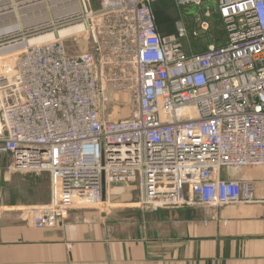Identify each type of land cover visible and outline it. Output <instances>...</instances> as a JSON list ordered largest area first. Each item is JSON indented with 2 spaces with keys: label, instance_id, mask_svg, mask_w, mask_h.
<instances>
[{
  "label": "built area",
  "instance_id": "2783aa9c",
  "mask_svg": "<svg viewBox=\"0 0 264 264\" xmlns=\"http://www.w3.org/2000/svg\"><path fill=\"white\" fill-rule=\"evenodd\" d=\"M154 1L0 0V155L9 172H48L49 202L25 209L34 228L103 202L102 179L105 191L137 182L144 208L254 201L253 181L221 170L264 165V0H174L216 4L224 44L197 53L184 51L181 21L159 32ZM76 24L69 36L85 31L92 48L70 54L57 31ZM114 92L129 96V116L106 114Z\"/></svg>",
  "mask_w": 264,
  "mask_h": 264
},
{
  "label": "crops",
  "instance_id": "0c3cea01",
  "mask_svg": "<svg viewBox=\"0 0 264 264\" xmlns=\"http://www.w3.org/2000/svg\"><path fill=\"white\" fill-rule=\"evenodd\" d=\"M228 169L222 178L253 181L254 201L151 209L137 183L117 184L103 202L73 206L62 226L36 229L25 209L49 202V181L43 202L1 204L0 264H264V165Z\"/></svg>",
  "mask_w": 264,
  "mask_h": 264
},
{
  "label": "rangeland",
  "instance_id": "374dc122",
  "mask_svg": "<svg viewBox=\"0 0 264 264\" xmlns=\"http://www.w3.org/2000/svg\"><path fill=\"white\" fill-rule=\"evenodd\" d=\"M102 2L103 0H87L88 6L93 10H97L101 6ZM158 11H160V9ZM171 11L172 12H167V17L171 19L174 27V25H176L177 23L176 17H178L180 13L179 11L173 9ZM158 15L160 16V20H163L161 23H164L165 17L163 16V14L159 12ZM218 16L219 15L217 11L214 10V12H212L210 10L209 19L212 20V33L210 36H214L215 38H217V41L223 39V30L220 21H218ZM196 18L197 16L191 15L182 18L183 20H180L186 30L184 36L181 39V42L185 50L188 52L196 51L197 49H201L202 47H204L206 44H210L208 42V38L205 37V35L203 37L197 36L199 33H197V35L195 36L193 35L192 32L195 30L194 28L196 26ZM210 27L211 21L209 22L208 29ZM207 31L201 32L200 34H203ZM205 39L207 40V42ZM63 41L66 46L67 52L70 54L89 51L92 48L91 39L85 31H81L79 33L73 34L72 36L65 37L63 38ZM114 93L115 94L111 96V100L108 101L107 105L105 104L104 108H106V114L112 119H119L129 116L132 111V104L129 96L125 93ZM10 161L7 159L5 161H1L0 159V204L11 205L14 203L25 204L43 202L47 196L46 186L49 182L48 173L9 172L7 168ZM230 173L231 171L229 169L225 172L223 170L221 176H228ZM136 183L137 182H134L132 184ZM128 185H131V183ZM80 205V203H76L73 206ZM60 226L62 225H59L58 227Z\"/></svg>",
  "mask_w": 264,
  "mask_h": 264
},
{
  "label": "trees",
  "instance_id": "16d2710c",
  "mask_svg": "<svg viewBox=\"0 0 264 264\" xmlns=\"http://www.w3.org/2000/svg\"><path fill=\"white\" fill-rule=\"evenodd\" d=\"M159 9H160V11H158ZM172 9L173 10H177L180 13V15L178 17H176V22H178L180 20H183L182 18H184L186 16H191V15L187 14L188 10H186L183 7H178L174 0H158V1L152 2V10H153V13H154V16H155V23H156V26H157L159 32L162 33V34L173 33L176 30V25H174V27H173L171 19L167 17V14H168L167 12H172L171 11ZM210 10L212 12H214V10L217 11L216 8L215 9L211 8ZM159 12H161L163 14V16L165 17L164 23H161L163 20H160V16L158 15ZM217 13H218V11H217ZM218 15H219V13H218ZM218 17H219L218 21H220V24H221L222 30H223L222 20H221L220 16H218ZM210 21H211V27L208 29V31L203 33V34H200V33L204 32V31H199L198 32L199 34L197 36L203 37L205 35V37L208 38V40H209L208 42L210 44H214L215 46L223 45L224 44V31H223V39L222 40L217 41V38H215L214 36L211 37L210 35L212 33V29H211L212 28V20L209 19V22ZM194 29L195 30L197 29V24H196ZM206 42H207V40H206ZM207 45L208 44H206L201 49H197L196 51L188 52V51L185 50L184 47H183V49H184V51L186 53H195V52L197 53V52H202V51L206 50Z\"/></svg>",
  "mask_w": 264,
  "mask_h": 264
},
{
  "label": "bare ground",
  "instance_id": "6f19581e",
  "mask_svg": "<svg viewBox=\"0 0 264 264\" xmlns=\"http://www.w3.org/2000/svg\"><path fill=\"white\" fill-rule=\"evenodd\" d=\"M62 13H65V12H62ZM62 13H60V14H62ZM40 18H44V17H40ZM81 29H82V25L76 24L73 26H67V27L60 28L57 32L59 33V36H61L62 38H65V37H68L75 30H81ZM52 35H53V33L46 32V33H43V34H40L38 36L30 38L29 42L30 43H36V42L48 41V40L52 39ZM11 51H14V50H11Z\"/></svg>",
  "mask_w": 264,
  "mask_h": 264
},
{
  "label": "water",
  "instance_id": "95a60500",
  "mask_svg": "<svg viewBox=\"0 0 264 264\" xmlns=\"http://www.w3.org/2000/svg\"><path fill=\"white\" fill-rule=\"evenodd\" d=\"M205 8H216V4L213 1H206L200 7H197V6L191 7L188 10L187 14H189V15H195L201 9H205ZM101 195H102V199L105 200V183H104V180L103 179H102Z\"/></svg>",
  "mask_w": 264,
  "mask_h": 264
}]
</instances>
